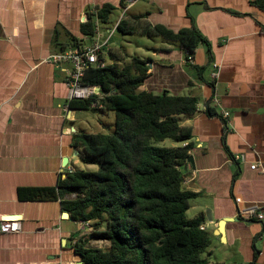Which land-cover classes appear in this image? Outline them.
<instances>
[{"label": "crops", "instance_id": "crops-1", "mask_svg": "<svg viewBox=\"0 0 264 264\" xmlns=\"http://www.w3.org/2000/svg\"><path fill=\"white\" fill-rule=\"evenodd\" d=\"M251 1L128 0L121 8L119 0H0V222L17 216L22 225L19 232H0V264H85L76 242L107 246L90 238L91 223L64 217L60 200L21 195L22 189L56 188L65 173L83 168L73 140L89 132L77 119L79 110H65L72 66L48 58L96 40L107 51L110 37L102 41L101 22L93 39L82 33L88 15L106 2L120 11L113 31L124 17L145 16L173 31L194 25L207 39L209 46L200 44L191 63L177 44L145 47L140 58L150 60L151 76L143 88L199 98V111L182 118L193 128L195 166L185 167L184 185L198 194L188 212L204 215L203 228L214 235L212 254L220 251L228 264H252L257 249L254 264H264V10ZM208 102L217 113H230L226 134L222 120L207 114ZM252 208L263 219H248L244 211ZM224 219V234L217 235Z\"/></svg>", "mask_w": 264, "mask_h": 264}, {"label": "trees", "instance_id": "trees-1", "mask_svg": "<svg viewBox=\"0 0 264 264\" xmlns=\"http://www.w3.org/2000/svg\"><path fill=\"white\" fill-rule=\"evenodd\" d=\"M127 2L119 0V6L125 8ZM251 4L264 10V0ZM116 9L109 2L96 6L82 25L83 35L93 39L96 22L108 23ZM117 30L177 44L187 62L200 44L209 46L194 25L173 31L151 24L145 16L124 17ZM107 56L111 63L89 67L83 79L87 85L99 86L103 97L69 104L71 109L114 113L112 133H82L73 140L82 161L97 169L67 172L56 188L22 189L21 195L28 193V200H60L62 210L74 221L91 223L90 238L107 246L85 247L83 240L76 242L75 254L85 264H215L208 258L213 239L203 228L204 215L187 218L191 200L198 194L184 185L185 166L194 145L193 128L182 118L199 111V98L146 90L143 87L151 76L149 59L128 56L121 47L103 51L100 58ZM206 112L222 120L226 134L227 120L210 102ZM168 139L176 145H162ZM231 159L238 162L232 155Z\"/></svg>", "mask_w": 264, "mask_h": 264}, {"label": "built area", "instance_id": "built-area-1", "mask_svg": "<svg viewBox=\"0 0 264 264\" xmlns=\"http://www.w3.org/2000/svg\"><path fill=\"white\" fill-rule=\"evenodd\" d=\"M103 46L98 40L93 41L88 45L70 46L50 55L48 62L54 65L69 63L72 68L66 78V86L68 88L67 105L65 110L68 109L70 102L75 100H87L94 96L97 98L103 97V92L99 86L87 85L83 82L85 72L89 67H105L107 65L104 59L100 58L103 52ZM193 58H189L188 62H192ZM215 71L212 72V82L217 77L218 64H213ZM214 99V98H213ZM216 104L218 101L215 100ZM224 119L227 120L230 116L228 111L222 113ZM257 166H251L255 169ZM244 214L248 219L257 215L259 219H263L262 214H258L255 208L247 209ZM22 225L19 219H3L0 222V232L14 233L21 231Z\"/></svg>", "mask_w": 264, "mask_h": 264}, {"label": "rangeland", "instance_id": "rangeland-1", "mask_svg": "<svg viewBox=\"0 0 264 264\" xmlns=\"http://www.w3.org/2000/svg\"><path fill=\"white\" fill-rule=\"evenodd\" d=\"M119 14H120V11L114 12L112 14L111 20L108 23L99 24V30H100L99 35H102L104 37L102 41L110 37L107 50L108 48L115 49L116 47L122 45V47L123 46L125 47L124 49L126 50L127 53L133 56L138 55L139 57L144 58L145 52L148 51L146 50L145 47H150L151 45L153 46V45H156L157 43H162V42L166 43V41H164L160 37L148 38V37H141L137 35H123L118 30L113 31L114 21L117 19ZM106 59L110 61L108 56L106 57ZM210 70L211 68L210 66H208L204 72V76L206 79H208L209 77ZM202 105H203V100L201 99V106ZM77 119H80L79 122L82 124L83 127L86 128V131H88L89 133L90 132L92 133H99V132L112 133L114 131V113L113 112L92 110V109L79 110ZM102 124H104L105 126L102 127L101 126ZM174 144H175L174 141L168 139L162 145L170 147ZM82 166L83 168H81V170H84V171H95L97 169L96 165L87 164L84 162L82 163ZM194 217H195V212L193 210H190L189 212H187L188 219H193ZM103 244L104 243H102V245ZM212 249L213 247L211 246L210 250ZM208 258L212 263H215V264H228V262L225 261V259L221 256V252L218 250H215L213 254L211 253V255H209Z\"/></svg>", "mask_w": 264, "mask_h": 264}, {"label": "water", "instance_id": "water-1", "mask_svg": "<svg viewBox=\"0 0 264 264\" xmlns=\"http://www.w3.org/2000/svg\"><path fill=\"white\" fill-rule=\"evenodd\" d=\"M71 110H74V109H71ZM77 155H78V153H77ZM188 163L191 164L193 168L195 167V166H194V161H193V156H190V157H189V159H188ZM185 167H186V166H185ZM186 169H187V168H186ZM69 215H70V214L67 213V212H64V213H63V216L66 217V218H69ZM206 216H207L208 220H209L210 222H212L213 218H212V216H211V214H210L209 212H206ZM6 219H18V217H17V216H7ZM227 222H229V220H227V219H224L223 221L220 222V224H219V226H218V232L216 233L217 235H222V236H223V234H224V225H225V223H227ZM210 236H211V238L214 237V235H212V234H211Z\"/></svg>", "mask_w": 264, "mask_h": 264}]
</instances>
